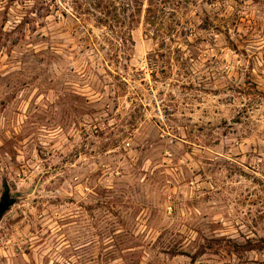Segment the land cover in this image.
<instances>
[{"label":"rangeland","instance_id":"obj_1","mask_svg":"<svg viewBox=\"0 0 264 264\" xmlns=\"http://www.w3.org/2000/svg\"><path fill=\"white\" fill-rule=\"evenodd\" d=\"M57 3L0 0V264H264V0Z\"/></svg>","mask_w":264,"mask_h":264},{"label":"trees","instance_id":"obj_2","mask_svg":"<svg viewBox=\"0 0 264 264\" xmlns=\"http://www.w3.org/2000/svg\"><path fill=\"white\" fill-rule=\"evenodd\" d=\"M73 3L71 14L81 22L95 21L98 27L111 31L107 38L110 42L120 41L122 44H134L131 30L139 24L143 11L149 24H158L160 29L166 23L167 7L174 4L172 10L179 7L181 0H71ZM53 5L59 8L57 0ZM173 12V11H172ZM6 189L8 185L4 182ZM11 201V204L15 202ZM10 204V205H11ZM9 205V206H10ZM8 206V208H9ZM7 208V209H8Z\"/></svg>","mask_w":264,"mask_h":264},{"label":"water","instance_id":"obj_3","mask_svg":"<svg viewBox=\"0 0 264 264\" xmlns=\"http://www.w3.org/2000/svg\"><path fill=\"white\" fill-rule=\"evenodd\" d=\"M16 196H9V190H6L2 200L0 202V220L3 214L7 211L8 206L11 204V201L14 200Z\"/></svg>","mask_w":264,"mask_h":264}]
</instances>
